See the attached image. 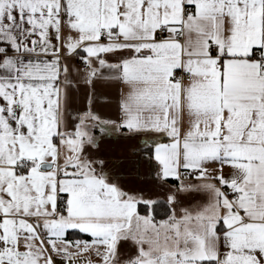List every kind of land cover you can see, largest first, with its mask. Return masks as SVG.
Masks as SVG:
<instances>
[{
  "label": "snow or ice",
  "instance_id": "obj_1",
  "mask_svg": "<svg viewBox=\"0 0 264 264\" xmlns=\"http://www.w3.org/2000/svg\"><path fill=\"white\" fill-rule=\"evenodd\" d=\"M0 264H264V0H0Z\"/></svg>",
  "mask_w": 264,
  "mask_h": 264
},
{
  "label": "crops",
  "instance_id": "obj_2",
  "mask_svg": "<svg viewBox=\"0 0 264 264\" xmlns=\"http://www.w3.org/2000/svg\"><path fill=\"white\" fill-rule=\"evenodd\" d=\"M76 92L75 97V107H79V96L80 92H82V87L79 91L76 88L73 89ZM82 110H87V106L85 105ZM100 114L105 119H114L115 118V109H103L100 110ZM108 140L110 142L109 148L105 151V147H102V140ZM99 141V151L101 153V158L106 160L111 159L118 163L119 167L117 169L120 181L132 188H141L146 189L148 186L151 185L152 177L148 172V169L142 164L137 167L135 157L131 154L129 148L127 147V143L124 140L118 139L116 137H105ZM106 143V142H105ZM124 143V145L122 144ZM110 154H108L109 152ZM118 151H121L119 153ZM122 153H124L122 155ZM120 155V156H117ZM141 166V167H140ZM139 177L142 178L141 180L143 184L141 186L139 182ZM138 181V182H137ZM174 181L169 179L168 183L171 184ZM199 198V197H198Z\"/></svg>",
  "mask_w": 264,
  "mask_h": 264
},
{
  "label": "rangeland",
  "instance_id": "obj_3",
  "mask_svg": "<svg viewBox=\"0 0 264 264\" xmlns=\"http://www.w3.org/2000/svg\"><path fill=\"white\" fill-rule=\"evenodd\" d=\"M105 142H106V143H105ZM101 144H102V147H103V148H104V147L106 148L105 151H107V148H109V146H110V142H109L108 140H104V139H103L102 142H101ZM122 144L124 145V143H122ZM108 152H109V151H108ZM118 152L121 153V151H118ZM110 153H111V152H109L108 154H110ZM123 154H124V153H122V155H123ZM117 156H120V155H117ZM142 164H143V163H141L140 165L142 166ZM141 166H140V167H141ZM141 179H142V178L139 177V182L137 181L138 183H140L139 186H141V185L143 184L142 181H144V180H141Z\"/></svg>",
  "mask_w": 264,
  "mask_h": 264
}]
</instances>
